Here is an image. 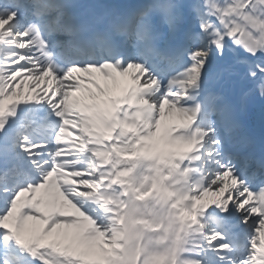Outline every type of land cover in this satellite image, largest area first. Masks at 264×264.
Instances as JSON below:
<instances>
[{"label":"snow or ice","instance_id":"obj_1","mask_svg":"<svg viewBox=\"0 0 264 264\" xmlns=\"http://www.w3.org/2000/svg\"><path fill=\"white\" fill-rule=\"evenodd\" d=\"M70 7L0 0V264H86L109 235L88 199L103 182L93 145L117 128L148 136L165 125L197 185L190 223L211 264H264V181L253 185L246 167L257 86L264 101V0H142L102 27ZM96 74L126 78L120 93ZM26 81L38 90L24 94ZM49 189L64 206L43 202Z\"/></svg>","mask_w":264,"mask_h":264},{"label":"bare ground","instance_id":"obj_2","mask_svg":"<svg viewBox=\"0 0 264 264\" xmlns=\"http://www.w3.org/2000/svg\"><path fill=\"white\" fill-rule=\"evenodd\" d=\"M115 90H117V89H114V91H115ZM157 139H158V137H157Z\"/></svg>","mask_w":264,"mask_h":264}]
</instances>
